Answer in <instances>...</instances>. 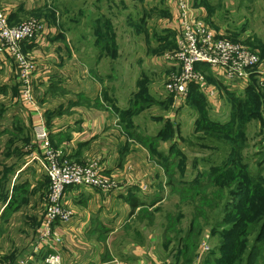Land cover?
I'll return each mask as SVG.
<instances>
[{"label":"rangeland","instance_id":"374dc122","mask_svg":"<svg viewBox=\"0 0 264 264\" xmlns=\"http://www.w3.org/2000/svg\"><path fill=\"white\" fill-rule=\"evenodd\" d=\"M123 1L128 6L127 17L126 14L115 15V2H112L108 11L104 0H53L52 4L60 13V24L64 29L70 30L66 36L71 44L76 42L79 45L82 37L80 46L83 47L79 48L80 54L85 52L84 56L95 62L90 67L97 76L106 81L107 87L103 93L105 100L114 103L115 98L120 102L125 97L126 101L129 94L136 90V94L128 98L131 106L123 104L125 107L120 110L121 121L127 126L131 123L132 126L127 131L134 138L145 140L151 152L149 154L154 156L155 159H152L155 162L158 160L167 164L166 174L164 168L159 166L167 180L166 190L176 196L178 204L175 199H169L168 203L154 210H149V206H146L133 213L135 218L132 226L135 235H141L140 241L137 238L136 242L145 244L149 234L158 237L162 250L173 256L177 264H245L250 249L256 246L261 256L256 264H264V241L257 238L264 223V78L259 74V68L262 67L259 49L243 42L260 59L250 76L253 77L251 86L254 91L246 93L245 85L229 86L223 82L234 94L232 97L226 92L222 93L219 82L210 71L205 73L198 69L213 93L208 99L216 100L212 103L204 100L202 105H198L201 108L184 105L183 102H176L166 91V85L171 82L170 78L174 74L180 75L178 67L173 63L178 0ZM184 1L186 11L206 24L210 30L219 33L216 25L218 22L222 23V18L225 25L230 24L231 18L223 13H230L231 0ZM77 7L84 8L87 16L89 13L95 17L99 11L108 16L106 25L100 24L103 17L97 18V32L93 33L94 45V39L88 32L91 29L87 24L89 18L86 19L85 15L78 16ZM75 19L83 25L78 26ZM29 20L35 19H23L20 23ZM35 22L42 24L46 37L45 25L39 20ZM87 34L90 40H86ZM219 34L232 43H239L227 34ZM98 38L102 42L107 41L106 54L105 46L100 45L102 43L97 41ZM5 54L13 67L12 58L7 52ZM28 56L36 72V64L32 56ZM34 75L31 79L34 105L22 103L19 96L20 84L16 94L22 106L38 110L34 95ZM138 96L140 98L136 103L135 98ZM165 96L175 105L179 104V108L175 107L172 113H168L179 124V130L176 129L177 125L164 120L167 110L166 103L161 99ZM129 107L130 112L140 109V113L133 115L124 111ZM197 126L202 128L199 132H196ZM207 128H211L209 130L214 133L208 132ZM174 139L179 140L178 147L170 154L173 144L169 146V142ZM35 141L41 147V143L37 139ZM41 150L39 164L41 163L44 171L45 154L42 148ZM51 150L58 154L59 162L73 163L68 160L60 161L61 152L52 148ZM93 160L98 159L92 158L87 162ZM86 163L73 164L82 166ZM45 176L47 187L43 197L42 218L50 187L46 173ZM112 179L117 186L121 185L118 180ZM241 182L242 185L236 189ZM119 189L117 187L114 192L104 194H113ZM236 190L244 191L243 195L235 197ZM67 209L70 210L68 205ZM235 223H240L241 231L236 228ZM238 237L241 243L239 250ZM45 258L46 256L43 260Z\"/></svg>","mask_w":264,"mask_h":264},{"label":"crops","instance_id":"0c3cea01","mask_svg":"<svg viewBox=\"0 0 264 264\" xmlns=\"http://www.w3.org/2000/svg\"><path fill=\"white\" fill-rule=\"evenodd\" d=\"M104 1L108 11L115 2V15L128 16L123 0ZM52 3L53 0H0V11L7 14L11 25L35 19L45 25L47 33L43 42L23 46L36 64L33 85L38 110L19 102L16 71L6 52H0V264H44L43 258L53 253L49 248L36 250L47 187L39 164L42 150L35 141L38 126L46 131L51 148L61 152L60 161L83 164L96 158L103 174L121 184L118 191L107 195L89 188L66 189L64 202L72 218L56 226L61 244L52 246L61 257L60 264H177L162 250L158 237L149 234L145 244L136 242L141 235H135L132 226L133 213L144 206L154 210L169 199L178 204L176 196L166 190L164 171L147 149L129 136L119 116L123 104L131 106L128 98L136 90L126 101L124 97L119 102L114 95V103L105 100L107 83L90 67L95 62L84 56L85 52L80 54L82 37L79 45L71 44L66 36L70 30L60 24V13ZM231 4L230 13H223L231 18L230 24L225 25L222 18V23L216 25L218 31L259 49V74L264 78V0H231ZM76 12L78 16L85 15L82 7H77ZM100 17V24L107 23L108 16L101 11L95 17L85 15L93 45ZM75 22L83 25L76 19ZM85 38L91 39L89 34ZM205 99L210 103L216 100ZM161 101L166 103L164 120L179 130V124L168 116L179 104L167 96ZM129 110L130 107L124 111ZM178 141L169 142V146L175 145L173 151ZM134 198L144 206L133 210L127 200Z\"/></svg>","mask_w":264,"mask_h":264},{"label":"built area","instance_id":"2783aa9c","mask_svg":"<svg viewBox=\"0 0 264 264\" xmlns=\"http://www.w3.org/2000/svg\"><path fill=\"white\" fill-rule=\"evenodd\" d=\"M178 5L179 13L174 25L176 52L173 63L178 67L180 75L174 74L170 78L171 82L166 85L167 93L176 102H184L190 87L195 86L206 98L211 96L213 93L210 85L205 84L203 73L196 69L197 65L207 66L212 75L222 83L246 87L253 70L260 63L259 57L243 42L232 43L210 30L206 24L186 11L184 0H178ZM9 21L7 14L0 11V50L6 51L12 58L21 87L20 100L33 106L31 79L35 68L28 54L23 53V46L43 42L44 27L35 20L17 25H11ZM36 139L44 150L43 168L50 182L36 250L42 252L46 248L52 249L53 253L47 254L44 263L60 264L61 257L52 246L61 244L56 226L68 222L72 217V212L64 204L65 190L89 188L101 193H112L119 186L111 177L103 174L99 160L89 161L82 166L66 161L59 162L58 154L51 150L44 129L36 128ZM19 264H27V261Z\"/></svg>","mask_w":264,"mask_h":264},{"label":"trees","instance_id":"16d2710c","mask_svg":"<svg viewBox=\"0 0 264 264\" xmlns=\"http://www.w3.org/2000/svg\"><path fill=\"white\" fill-rule=\"evenodd\" d=\"M107 23H102L101 25H106ZM97 32V31H96ZM137 32L139 33V31L137 30ZM98 42H101L102 44H100V45H104L105 47H104V53L106 54V50H105V48H106V44H107V41L106 42H102L103 40L101 39V38H98V40H97ZM246 43V42H245ZM251 43V42H250ZM251 44H253V43H251ZM174 45H175V42H174ZM197 69H199V70H201V71H203V72H205V73H207V71H210L209 70V68L207 67V66H205V65H199V66H197L196 67ZM211 73V72H210ZM211 75H212V73H211ZM213 76V75H212ZM252 78L253 77H251L250 78V81H249V84L245 87V91H246V93H247V91H254V89H253V87L251 86L252 84H253V82L251 81L252 80ZM218 82H219V84H220V86H219V88H221V90L223 91V92H226L227 94H229V95H234L233 93H231V91H229L228 90V88L222 83V82H220L219 80H217ZM252 89V90H251ZM233 97V96H232ZM139 96L138 97H136L135 98V102L137 103L138 102V100H139ZM204 100H206L205 99V96L202 94V93H200L199 91H198V89L195 87V86H191L190 87V89H189V92H188V96H187V99H186V101H187V104L188 105H190V106H195L196 108H201V106H198L199 104L200 105H202L203 103H204ZM152 101V100H151ZM152 104H154L153 103V101H152ZM198 106V107H197ZM139 110L140 109H138L136 112H134V113H132V111L131 112H129V114H133V115H135V114H139L140 112H139ZM199 115V117H200V113L198 114ZM128 118V117H127ZM125 120H127L126 118H125ZM169 122V121H168ZM169 124H171V122H169ZM130 126H132L131 125V123L130 124H128V126H127V124H126V126H125V130L127 131V129H130ZM202 128H199V126H197V128H196V132H199L200 130H201ZM209 129H211V128H207V131L208 132H210V133H214V131H212V130H209ZM128 132V131H127ZM128 134H129V132H128ZM232 134V133H231ZM129 136L130 137H132L136 142H140V144L144 147L145 146V148L149 151V153H151L150 152V150H149V147L146 145V142H145V140H143L142 138H134V136H131V134H129ZM157 138H158V136H157ZM172 140V139H171ZM173 149H174V144L170 147V154H171V152L173 151ZM150 156H151V158H153V159H155L154 158V156L152 155V154H150ZM157 161V163L162 167V168H164V171H165V174H166V168H167V164H162V163H160L158 160H156ZM163 165V166H162ZM235 177H236V175H235ZM242 183L243 182H241V183H239L238 184V186L236 187V189H239V187L242 185ZM170 186V185H169ZM175 193H177L176 191H175ZM243 193H244V191H238V190H236V193L234 194V196L235 197H239V196H242L243 195ZM128 202V204H129V206L134 210V209H136L137 207H139V206H144V204H141L140 203V201L137 199V198H134V199H129V200H127ZM145 207V206H144ZM143 207V208H144ZM192 225V224H191ZM235 226H236V228H238L239 230H240V223H235ZM241 231V230H240ZM257 238H258V240L259 241H264V223H262V226L260 227V229H259V231H258V233H257ZM239 246H241V243H240V241H239V237H238V242H237V250H239ZM187 255V251H186V253H185V256ZM179 256H182V255H179ZM258 258H261V256H260V252L258 251V249L256 248V246H254V247H252L251 249H250V252L248 253V255H247V257H246V261H245V264H256V260L258 259ZM191 261H189V263H190Z\"/></svg>","mask_w":264,"mask_h":264}]
</instances>
